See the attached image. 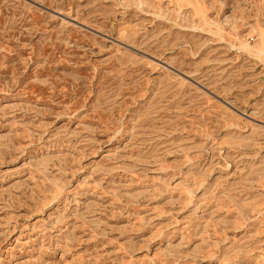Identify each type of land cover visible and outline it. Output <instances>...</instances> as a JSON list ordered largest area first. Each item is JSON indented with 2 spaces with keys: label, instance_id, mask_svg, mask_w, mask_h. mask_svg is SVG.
I'll list each match as a JSON object with an SVG mask.
<instances>
[{
  "label": "rangeland",
  "instance_id": "obj_1",
  "mask_svg": "<svg viewBox=\"0 0 264 264\" xmlns=\"http://www.w3.org/2000/svg\"><path fill=\"white\" fill-rule=\"evenodd\" d=\"M0 264H264V0H0Z\"/></svg>",
  "mask_w": 264,
  "mask_h": 264
}]
</instances>
